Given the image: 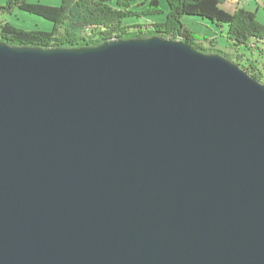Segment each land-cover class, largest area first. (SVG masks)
<instances>
[{
	"label": "water",
	"instance_id": "95a60500",
	"mask_svg": "<svg viewBox=\"0 0 264 264\" xmlns=\"http://www.w3.org/2000/svg\"><path fill=\"white\" fill-rule=\"evenodd\" d=\"M0 264H264V85L160 37L0 42Z\"/></svg>",
	"mask_w": 264,
	"mask_h": 264
},
{
	"label": "trees",
	"instance_id": "16d2710c",
	"mask_svg": "<svg viewBox=\"0 0 264 264\" xmlns=\"http://www.w3.org/2000/svg\"><path fill=\"white\" fill-rule=\"evenodd\" d=\"M30 0H7L0 6V42L10 47H33L40 49H82L99 47L113 40L147 39L160 37L181 41L203 54H215L228 58L239 65L252 78L264 85V70H259L255 53L264 52V26L255 12L238 7L234 13L222 7L229 0H167V19L150 27L125 26L124 20L135 16L161 15L158 0H146L148 9L143 12L131 10L134 0H64L59 7L31 4ZM232 1V0H231ZM245 0H238L239 4ZM247 1V0H246ZM16 9L34 14L53 24L51 32L25 31L5 23L1 15H10ZM197 16L219 28H226L230 47L236 56L216 49L213 41L205 48L203 41L182 22L184 17ZM206 41V40H205ZM245 49L249 55L240 54ZM244 62V64H243Z\"/></svg>",
	"mask_w": 264,
	"mask_h": 264
},
{
	"label": "rangeland",
	"instance_id": "374dc122",
	"mask_svg": "<svg viewBox=\"0 0 264 264\" xmlns=\"http://www.w3.org/2000/svg\"><path fill=\"white\" fill-rule=\"evenodd\" d=\"M7 0H0V6L4 5ZM64 0H30L28 1L31 4H41L50 7H59ZM160 2L159 8L162 10L161 15H150V16H135L129 19L124 20L125 26L133 27L132 31H138L139 28L137 26L150 27L152 24H159L164 22L167 19V15L169 12V7L167 0H158ZM238 0H229L222 8L226 11L234 13L238 7H244L246 10L255 12L257 14L258 20L264 26V0H245L242 1L239 5H237ZM148 4L146 0H134L131 10L134 12L143 13L148 9ZM1 19L5 23H9L19 30L25 31H44L51 32L53 30V24L48 20H45L41 17L34 16V14H30L27 12L20 11V9H16L10 15H1ZM185 26L192 31L201 41H203L204 47L207 49L210 47V41H213L216 49L223 51L229 54L231 57L236 56V51H234L227 40L226 28H219L212 24L207 20L201 19V17L197 16H188L184 17L182 21ZM206 40V41H205ZM241 53H245L249 55V52L245 49H241ZM254 60L257 62V66L259 70H264V52L260 54L257 51L254 56ZM244 64V62H243Z\"/></svg>",
	"mask_w": 264,
	"mask_h": 264
},
{
	"label": "crops",
	"instance_id": "0c3cea01",
	"mask_svg": "<svg viewBox=\"0 0 264 264\" xmlns=\"http://www.w3.org/2000/svg\"><path fill=\"white\" fill-rule=\"evenodd\" d=\"M237 5H239V2H237Z\"/></svg>",
	"mask_w": 264,
	"mask_h": 264
}]
</instances>
